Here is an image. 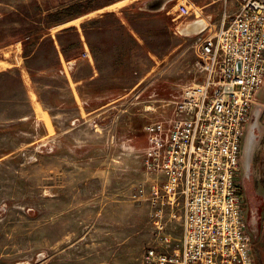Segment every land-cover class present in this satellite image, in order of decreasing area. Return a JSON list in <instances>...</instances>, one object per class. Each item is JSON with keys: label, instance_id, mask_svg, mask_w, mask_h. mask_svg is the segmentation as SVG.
<instances>
[{"label": "rangeland", "instance_id": "obj_1", "mask_svg": "<svg viewBox=\"0 0 264 264\" xmlns=\"http://www.w3.org/2000/svg\"><path fill=\"white\" fill-rule=\"evenodd\" d=\"M108 1L0 0V264H152L149 250L170 253L182 244L183 210L155 203L153 186L162 175L148 164V137L156 123L170 125L185 86L200 79L202 30L182 31L196 17H185L179 5L201 14L203 0H165L161 10L137 0L141 10L124 16L132 32L109 13L87 22L94 26L88 30L74 26L85 16L26 37L51 11L70 6L67 14L78 16ZM206 2L213 5L205 15L216 11V22L224 0ZM56 31L63 54H76L73 68L71 60L61 64L50 38ZM81 35L98 57L95 67L82 52ZM260 90L261 109L254 106L251 115L258 126L250 171L248 123L239 172L257 264L264 85Z\"/></svg>", "mask_w": 264, "mask_h": 264}, {"label": "built area", "instance_id": "obj_2", "mask_svg": "<svg viewBox=\"0 0 264 264\" xmlns=\"http://www.w3.org/2000/svg\"><path fill=\"white\" fill-rule=\"evenodd\" d=\"M179 10L207 20L197 41L200 79L185 86L168 127H151L148 164L162 175L155 203L183 210L182 244L148 257L152 264H257L239 172L246 125L254 106L261 109L264 0H224L216 22L204 8L195 14L180 3Z\"/></svg>", "mask_w": 264, "mask_h": 264}, {"label": "crops", "instance_id": "obj_3", "mask_svg": "<svg viewBox=\"0 0 264 264\" xmlns=\"http://www.w3.org/2000/svg\"><path fill=\"white\" fill-rule=\"evenodd\" d=\"M123 1H128V3L127 4L125 3V5H123V7H121V10L118 11V9H108V8H110V7H112V6L116 5V4H119V2L122 3ZM152 1H154V0H151L149 2H152ZM136 2H139V1H137V0H111V1L105 2L104 4H101L100 6L91 7L90 9H87L85 12H81V14H79L78 16H75L74 18H71V19H69V20H67V21H65V22H63L61 24H58V25H56V26H54L52 28H59L60 26L69 24V22H71V21H74L76 19H80L81 17H85L86 16L87 18L82 21L81 25L80 24L78 25V24L75 23L76 25H74V26H76V28L75 27L74 28H75V30H79V28L81 27L82 29L88 30V29L94 28V26L89 27L87 22H90V21H93V20H98L100 18H104L105 16L109 15V13H112L114 16H117V17H119V19L122 20V23L124 24L127 32H132L131 29L126 25L127 23H126V20H125L124 16L127 17V14L129 12H133L137 8H138L137 10H141L140 7L137 6L138 4ZM149 2H147V3H149ZM209 4H211V2L207 3L206 0H203L202 4L200 6H201V8H205V7H208ZM163 8L164 7H161V9H163ZM98 12H101V13L95 15ZM215 12L216 11H212V13H215ZM120 24H121V22H119L117 24H113L112 26L101 25V26H97L96 28L98 30L105 31V30L113 29L114 27H116V26H118ZM69 27L73 28V25H69V26L64 27L62 29V31H63L62 33L67 32L65 29L69 28ZM49 30H51V28ZM48 34L49 33H47L45 35L49 36ZM57 37L58 38L61 37L59 31H56L55 35H52L50 38L53 39V42L56 45L55 47L57 48V54L59 56L61 64L65 65V64H67L69 62V60H71L70 61V63L72 64L71 68H73L74 67V62H73V58H72L73 56L66 57L65 54H63V52L61 51L60 42L57 41ZM80 39H81V45H82V52L85 53V56H86L87 60L90 62L91 66L95 67V65L98 63L99 60H98V57L95 55V53H93V51H91V45L88 44L89 43L88 38L82 36V37H80ZM60 40L63 41L62 38H60ZM77 56L81 57L82 55L79 54ZM75 65H77V62H75ZM259 92H258V94H259ZM258 94H257V99H258ZM260 232H261L260 233V245L257 246L256 248H257V252H258V264H264V218H263V222H262V224L260 226ZM251 234H252L253 237L255 236V238H256V235H254L253 233H251Z\"/></svg>", "mask_w": 264, "mask_h": 264}, {"label": "trees", "instance_id": "obj_4", "mask_svg": "<svg viewBox=\"0 0 264 264\" xmlns=\"http://www.w3.org/2000/svg\"><path fill=\"white\" fill-rule=\"evenodd\" d=\"M71 6L75 7L74 4ZM70 8H71L70 6L62 7L61 9L51 11V12L45 14V17L40 22L41 25H39L37 28L31 30V32L26 37H28V38H30L31 36L39 37V35L42 32L49 30L50 28H52L58 24H61V23L65 22L71 18H74L75 17V16H73L74 14H71V13L67 14V12L70 10ZM88 9H90V8H88ZM40 13L42 14V11H40ZM95 21H97V20H95ZM51 42L54 44L53 40H51ZM81 46L82 45L80 43V47ZM73 55L75 56L76 54H73Z\"/></svg>", "mask_w": 264, "mask_h": 264}, {"label": "water", "instance_id": "obj_5", "mask_svg": "<svg viewBox=\"0 0 264 264\" xmlns=\"http://www.w3.org/2000/svg\"><path fill=\"white\" fill-rule=\"evenodd\" d=\"M165 3V0H154L152 2H149L146 4V7L150 10H157L161 9L163 4ZM257 117H259V113L257 111L256 113ZM256 117V118H257ZM258 126V118L251 122L250 127L248 129V139H247V145L245 148H247V152L245 153L246 159H245V167L247 172L250 171V165L252 160V154H253V147L255 146L257 142V133L256 128Z\"/></svg>", "mask_w": 264, "mask_h": 264}, {"label": "bare ground", "instance_id": "obj_6", "mask_svg": "<svg viewBox=\"0 0 264 264\" xmlns=\"http://www.w3.org/2000/svg\"><path fill=\"white\" fill-rule=\"evenodd\" d=\"M207 20L205 18L200 20H193L189 24L183 27L182 31L188 34L197 33L205 28Z\"/></svg>", "mask_w": 264, "mask_h": 264}]
</instances>
